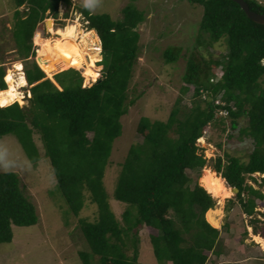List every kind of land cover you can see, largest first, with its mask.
Segmentation results:
<instances>
[{"label": "trees", "instance_id": "trees-1", "mask_svg": "<svg viewBox=\"0 0 264 264\" xmlns=\"http://www.w3.org/2000/svg\"><path fill=\"white\" fill-rule=\"evenodd\" d=\"M186 1L203 7L200 32L209 35L210 45L226 39V52L209 59L199 53L189 56L183 76L188 86L182 92L193 90L190 107L178 98L167 120L140 118L137 132L143 141L130 147L114 193L115 199L127 204L120 221L108 200L104 177L114 142L123 134L122 117L137 100L131 98L129 90L141 53L138 27L147 15L137 7L136 0L123 8L120 20L81 6L78 10L91 30L85 31L79 43L65 41L50 53L54 57L38 58L41 68L33 58L34 36L46 17H58L61 4L67 8V18L74 2L16 0L14 49L23 61L31 95L25 106L0 102V138L15 134L37 165L41 160L35 141L38 134L71 212L79 216L87 198L97 205L94 221H79L90 248L79 252L84 264H142L136 233L142 226L150 230V241L161 264H206L209 253L223 254L221 230L214 227L219 219L215 210H210L217 202L198 182L193 185L187 173L209 165L210 159L200 153L198 140L219 119L230 120V136L238 130L254 142L246 161L229 154L215 159L216 173L229 187L239 189L236 199L229 200L230 205L237 200L241 212L252 217L256 201L264 200V192L247 181L250 178L257 183L252 175L264 174V25L250 19L232 0ZM246 1L251 10L264 15L263 3ZM198 43L206 41L199 37ZM181 55L182 48L172 46L165 50L164 59L173 63ZM4 63L0 55V90L8 88L9 96L19 98L11 88ZM59 65L67 69L58 72ZM220 65L224 75L216 81L214 70ZM78 69L96 81L87 86L86 77ZM219 98L222 103H218ZM17 101L22 103L23 99ZM221 110L226 115L219 117ZM242 118L247 119L245 127L240 123ZM261 180L264 184V177ZM38 220L36 206L22 192L19 176L1 172L0 243L13 240V226H32ZM258 221L254 217L250 222L254 233L262 234ZM130 243L134 247L132 256L126 250Z\"/></svg>", "mask_w": 264, "mask_h": 264}, {"label": "rangeland", "instance_id": "rangeland-1", "mask_svg": "<svg viewBox=\"0 0 264 264\" xmlns=\"http://www.w3.org/2000/svg\"><path fill=\"white\" fill-rule=\"evenodd\" d=\"M258 1L264 4V0ZM73 2L67 18H64L67 8L62 5L57 18L49 15L43 21L44 26L40 27L38 34L40 36L37 37L39 40L36 42L37 58L38 54L43 58L54 57L50 53L55 50L45 47L42 41L60 36L54 35L50 30L65 28L70 24L77 23L80 25L78 28L81 32L77 43L82 36H85L86 19L78 10L79 7L87 6L94 14L108 13L115 20H120L123 8L131 0H73ZM136 5L147 15L146 20L138 27L141 36V53L129 90L131 98L137 97V100L129 108L128 113L122 117L123 134L114 142L104 177L108 200L120 221H122L127 204L115 199L114 193L121 173V164L130 147L143 141L142 136L137 132L140 118L147 116L152 121L167 120L178 98L182 99L183 105L190 107L193 102V90L182 92L183 87L188 86L185 84L183 76L189 56L199 53L209 59L211 55L219 57L226 52V39H224L225 42L210 45L209 35L200 32L199 26L203 16L202 6L192 5L186 0H136ZM16 10V0H0V55L5 62L6 73L10 69L14 70L15 67L22 65L14 49L16 45L12 27L18 20ZM51 19H54V26L48 25ZM199 37H202L206 43L200 45ZM71 42L68 41V43ZM172 46L181 47L182 55L178 61L167 63L164 59V52ZM57 67L59 70L67 69L63 65ZM220 68L222 66L214 71L216 72ZM81 71L86 77V83L92 84L95 81L91 80L92 78L88 77L83 69ZM6 75L9 77V73ZM9 79L11 88L17 95L11 78L9 77ZM21 92L23 95H17L20 96L18 98L9 96L8 88L0 91L1 104L9 105L16 101L21 106L28 105L30 96L28 87L26 86ZM19 99H23V102L17 101ZM221 115L226 114L219 113V117ZM240 123L242 127H245L247 119L242 118ZM230 133L229 119L223 122L219 119L216 125H209L206 128L198 145L201 148L200 153H204L210 161L209 165L201 170H187L188 175L193 179V185L198 182L204 187L201 180L207 169L211 170L214 176L220 177L214 169L217 156L223 157L229 154L245 161L249 159L254 148L253 138L238 130L232 136ZM35 141L41 154V160L37 165L31 162L15 134H7L0 138V173L11 171L19 176L21 190L35 204L39 218L37 224L32 226H13V240L0 243V264H84L79 252L90 251V248L81 231L79 221L82 218L94 221L98 216V207L87 198L86 205L79 216L71 212L57 186L51 162L44 155V148L38 134H35ZM252 176L258 182L248 178V183L264 192V184H261V178L264 175L255 173ZM222 180L229 189L230 195L215 197L212 194L217 203L210 210H221L217 226L212 225L221 230L223 254L227 258L209 253L206 264H264V200L256 201V212L252 217H249L241 212L237 200H234L230 205L229 200L236 199V194L228 186L227 181ZM86 195L88 196V193ZM229 205L231 209L228 210ZM207 217L208 212L206 213L208 220ZM254 217L259 219L257 225L262 234L254 233L253 223L250 222ZM228 224L233 226L229 228ZM149 231L146 226L139 227L136 231L139 240L138 260L142 264H161L154 253ZM245 231H247L246 235ZM256 236L261 237L263 242ZM126 250L130 256L133 255L134 247L131 243ZM163 264H172V262L167 261Z\"/></svg>", "mask_w": 264, "mask_h": 264}, {"label": "bare ground", "instance_id": "bare-ground-1", "mask_svg": "<svg viewBox=\"0 0 264 264\" xmlns=\"http://www.w3.org/2000/svg\"><path fill=\"white\" fill-rule=\"evenodd\" d=\"M54 19L49 20L48 25L54 26ZM80 25L77 23L70 24L69 26L65 28H57L55 30H50L51 33L53 32L54 35H60L58 38H47L45 40H42L44 42V46L48 47L52 50H57L60 48L65 41H72L70 44H75L79 40V37L81 35V32L79 31ZM51 28V27H50ZM53 37V36H52ZM39 39L37 38L36 42ZM100 49V46H99ZM38 54V58H41ZM85 57V56H84ZM22 65H19L14 68V70L10 69L7 73H9V77L11 78L12 85L14 87V91L17 95H23V93L19 90V87L23 86L25 87L27 85V80L23 74V72H20L22 70ZM86 74V73H85ZM88 75V74H87ZM88 77L92 78L91 80H95V77L88 75ZM219 176H214L211 170L207 169L202 177V184L204 187L213 194L215 197H228L230 195V191L227 188V186L223 182V178ZM215 213L219 219V216H221V210L220 209H214ZM212 210V211H214ZM211 211V212H212ZM210 212V213H211ZM210 215V214H209ZM256 238L260 241H262L261 237L256 236ZM263 242V241H262Z\"/></svg>", "mask_w": 264, "mask_h": 264}, {"label": "water", "instance_id": "water-1", "mask_svg": "<svg viewBox=\"0 0 264 264\" xmlns=\"http://www.w3.org/2000/svg\"><path fill=\"white\" fill-rule=\"evenodd\" d=\"M232 1L237 2L242 7V9L246 12L248 17L252 19L254 22L264 25V15L256 13L253 10H251L246 0H232ZM231 189L235 194L239 192L238 188H231Z\"/></svg>", "mask_w": 264, "mask_h": 264}, {"label": "clouds", "instance_id": "clouds-1", "mask_svg": "<svg viewBox=\"0 0 264 264\" xmlns=\"http://www.w3.org/2000/svg\"><path fill=\"white\" fill-rule=\"evenodd\" d=\"M60 7H62V4L60 5ZM60 7H59V9H61ZM64 14H65V12H64ZM46 18H47V17H46ZM46 18H45V19H46ZM64 18H66V17L64 16ZM45 19H44V20H45ZM55 20H56V19H55ZM58 20H60V19L58 18ZM86 21H87V20H86ZM39 30H40V29H38V31H39ZM90 30H91V29L88 28V24H87V31H90ZM92 30H94V29H92ZM38 31H37V32H38ZM94 31H95V30H94ZM95 32H96V31H95ZM35 35H36V34H35ZM96 35L98 36L97 32H96ZM34 37H35V36H34ZM98 37H99V36H98ZM99 40H100V38H99ZM33 42H34V39H33ZM101 51H102V46H101V41H100V51H99V55H101ZM35 56H36V55H35ZM33 58L36 60L37 56H36V57H33ZM37 60H38V59H37ZM36 62H37V61H36ZM97 62H98V61H97ZM21 63H22V65H23V61H21ZM39 66L41 67V65H39ZM219 67H221V65H220ZM41 68H42V67H41ZM217 69H218V68H217ZM78 70L81 71V69H78ZM22 71H23V74H24V65H23ZM6 74H7V73H6ZM223 75H224V70H223V67H222V68H220L218 71H216V81L220 80V79L223 77ZM24 76H25V74H24ZM5 81L7 82V85H8L9 83H8V81H7V79H6V76H5ZM86 81H87V80H86ZM89 81H90V80H89ZM95 81H96V80H95ZM95 81H94V82H95ZM94 82H93V83H94ZM85 83H86V82H85ZM93 83H92V84H93ZM92 84H91V83H90V84H89V83H86L87 86H91ZM8 86H9V85H8ZM26 86L28 87V85H26ZM26 86H25V87H26ZM25 87L22 86V89H24ZM28 94L31 95V94L29 93V91H28ZM29 97H30V96H29ZM15 102H16V101H15ZM218 103H222V102L220 101V99L218 100ZM223 104H224V103H223ZM221 112H224V111L221 110L220 113H221ZM221 114H222V113H221ZM203 136H204V135H203ZM203 136H202L201 138H203ZM201 138H200V139H201ZM200 139H199V140H200ZM199 140H198V141H199ZM262 175H264V174H262ZM231 188H232V187H231ZM256 235H258V234H256ZM207 262H208V261H207Z\"/></svg>", "mask_w": 264, "mask_h": 264}, {"label": "built area", "instance_id": "built-area-1", "mask_svg": "<svg viewBox=\"0 0 264 264\" xmlns=\"http://www.w3.org/2000/svg\"><path fill=\"white\" fill-rule=\"evenodd\" d=\"M86 24H88V21H86ZM40 32L38 31V32H36V35H35V37H34V47H35V51L37 52V49H36V38L38 37V36H40V35H38ZM36 61H37V63L39 64V62H38V60L36 59ZM40 65V64H39ZM23 68V67H22ZM20 72H23L22 70L20 71ZM90 84V83H89ZM20 90L22 91V86L20 87ZM221 113H223V112H221Z\"/></svg>", "mask_w": 264, "mask_h": 264}, {"label": "crops", "instance_id": "crops-1", "mask_svg": "<svg viewBox=\"0 0 264 264\" xmlns=\"http://www.w3.org/2000/svg\"><path fill=\"white\" fill-rule=\"evenodd\" d=\"M63 69H61V70H59L58 72H60V71H62ZM65 70V69H64ZM57 73V72H56ZM1 91V90H0ZM220 257H225V258H227L226 256H225V254H222ZM263 260V259H262Z\"/></svg>", "mask_w": 264, "mask_h": 264}]
</instances>
